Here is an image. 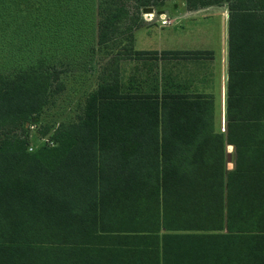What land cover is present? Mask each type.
Segmentation results:
<instances>
[{
	"label": "trees",
	"instance_id": "16d2710c",
	"mask_svg": "<svg viewBox=\"0 0 264 264\" xmlns=\"http://www.w3.org/2000/svg\"><path fill=\"white\" fill-rule=\"evenodd\" d=\"M163 1L0 0V59L16 65L0 73V264H264V0H183L226 3L223 131L211 96L166 89L172 52L132 47ZM124 34L54 144L28 151L61 86L42 56Z\"/></svg>",
	"mask_w": 264,
	"mask_h": 264
},
{
	"label": "rangeland",
	"instance_id": "374dc122",
	"mask_svg": "<svg viewBox=\"0 0 264 264\" xmlns=\"http://www.w3.org/2000/svg\"><path fill=\"white\" fill-rule=\"evenodd\" d=\"M186 9L183 0H164L162 5L153 8L150 12H145L151 13V17L141 13V28L133 32V49L167 47L166 41L172 33L171 30L179 29L173 27L174 25L165 27L171 24L168 18L174 17L176 20L186 12ZM199 13H204L206 16L196 15L193 20L183 19L184 31L178 30V34L183 39H193L197 34L204 42L214 45L218 41L220 31L218 17L227 21L226 3L200 7L194 14ZM161 19L164 23L160 22ZM128 39H131V36L127 34L119 36L115 41L107 43L109 47H104V45L95 47L92 54L57 48L54 52H46L42 56L44 65L51 66L52 70L57 71L56 82L61 86L55 89L54 95L49 97L40 110L38 121L22 133V137L27 140L28 151H33L43 145L54 144L51 137L53 129L59 122L74 117L87 93L95 87L96 79L111 55L115 50L124 52L123 47H128ZM36 56L33 54L30 57V64L35 63ZM15 70L16 65L13 62L8 63L0 59V73L7 74ZM230 165L231 162L227 163L228 168Z\"/></svg>",
	"mask_w": 264,
	"mask_h": 264
},
{
	"label": "crops",
	"instance_id": "0c3cea01",
	"mask_svg": "<svg viewBox=\"0 0 264 264\" xmlns=\"http://www.w3.org/2000/svg\"><path fill=\"white\" fill-rule=\"evenodd\" d=\"M196 9H193L196 12L186 9V12L177 17L176 20L174 17L168 18L171 24L165 27L174 25L173 27H177L179 31L183 32V19L190 18L193 20V17L196 15L206 16L204 13L194 14L200 8ZM218 27L220 29L218 41L214 45L210 42H204L200 35L197 34L193 39H183L179 36L178 30L173 29L171 30L172 33H170L169 39L166 41L167 47L141 48L136 50L172 52L164 60L157 62L158 71L164 70L166 89L175 86V88L178 87L184 93L190 95L211 96L214 106V127L219 131H223L225 91L228 77L227 21L218 17ZM139 28L141 26L134 29L133 32ZM184 52H206L208 54L206 56H190L183 54ZM225 150L231 154L232 146L227 145Z\"/></svg>",
	"mask_w": 264,
	"mask_h": 264
},
{
	"label": "water",
	"instance_id": "95a60500",
	"mask_svg": "<svg viewBox=\"0 0 264 264\" xmlns=\"http://www.w3.org/2000/svg\"><path fill=\"white\" fill-rule=\"evenodd\" d=\"M225 160H226L227 163L230 162V160H231V154H230V152H226Z\"/></svg>",
	"mask_w": 264,
	"mask_h": 264
},
{
	"label": "built area",
	"instance_id": "2783aa9c",
	"mask_svg": "<svg viewBox=\"0 0 264 264\" xmlns=\"http://www.w3.org/2000/svg\"><path fill=\"white\" fill-rule=\"evenodd\" d=\"M147 15V17H151V13H145ZM164 17V16H163ZM163 19L160 20L161 23H164V21H162Z\"/></svg>",
	"mask_w": 264,
	"mask_h": 264
}]
</instances>
